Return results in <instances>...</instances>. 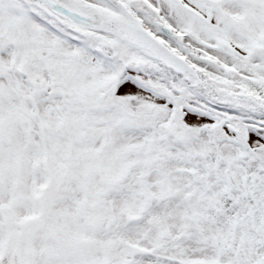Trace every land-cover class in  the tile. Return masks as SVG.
<instances>
[{"label": "snow or ice", "instance_id": "6c2138e0", "mask_svg": "<svg viewBox=\"0 0 264 264\" xmlns=\"http://www.w3.org/2000/svg\"><path fill=\"white\" fill-rule=\"evenodd\" d=\"M0 264H264V0H0Z\"/></svg>", "mask_w": 264, "mask_h": 264}]
</instances>
